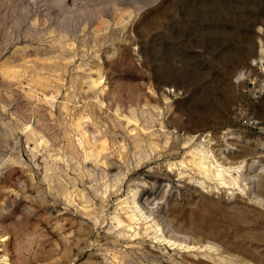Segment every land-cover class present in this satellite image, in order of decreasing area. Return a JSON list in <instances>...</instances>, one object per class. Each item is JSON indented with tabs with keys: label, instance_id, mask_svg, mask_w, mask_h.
<instances>
[{
	"label": "rangeland",
	"instance_id": "rangeland-1",
	"mask_svg": "<svg viewBox=\"0 0 264 264\" xmlns=\"http://www.w3.org/2000/svg\"><path fill=\"white\" fill-rule=\"evenodd\" d=\"M5 263L264 264V0H0Z\"/></svg>",
	"mask_w": 264,
	"mask_h": 264
},
{
	"label": "bare ground",
	"instance_id": "bare-ground-1",
	"mask_svg": "<svg viewBox=\"0 0 264 264\" xmlns=\"http://www.w3.org/2000/svg\"><path fill=\"white\" fill-rule=\"evenodd\" d=\"M201 164V163H200ZM27 190H29V188H27ZM36 204L38 205V211L37 212H39L41 209H42V207L44 208V204L41 202V203H38V202H36ZM47 207V206H46ZM35 213L36 212H33L31 215H29V216H27V219H26V221L24 222V227H23V229L25 230V231H30V230H33V225H32V222H31V220H34V216H35ZM39 223H43L41 220H40V218H39ZM18 224H20V223H18ZM16 226V225H15ZM19 229V228H18ZM20 229H22L21 227H20ZM21 231V230H20ZM90 233V230L88 231V233L87 234H89ZM5 237V236H4ZM2 240V239H1ZM6 264V263H5Z\"/></svg>",
	"mask_w": 264,
	"mask_h": 264
}]
</instances>
